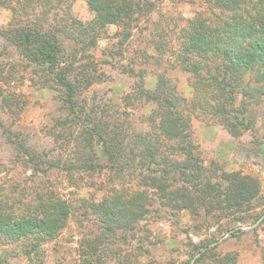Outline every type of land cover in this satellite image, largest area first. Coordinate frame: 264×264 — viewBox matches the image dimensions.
I'll list each match as a JSON object with an SVG mask.
<instances>
[{"label": "trees", "instance_id": "1", "mask_svg": "<svg viewBox=\"0 0 264 264\" xmlns=\"http://www.w3.org/2000/svg\"><path fill=\"white\" fill-rule=\"evenodd\" d=\"M85 1L95 16L83 24L66 15V0H9L13 3L8 6L11 21L6 29H0V37L34 70L42 89L55 94L60 110V116L47 129L53 149L37 151L24 142L11 140L16 148L14 162L28 166L34 174L55 171L74 176L104 171L128 182L119 189L106 191L110 195L98 203L81 202L84 214L94 215L102 230L101 241L88 244L91 257L105 251L108 239L118 238L117 231L133 230L148 214L147 206L152 205V198H157L161 207L186 209L192 215L203 209L204 217L211 215L214 207L230 216L248 209L259 191L257 180L231 173L226 175V186L211 181L212 176L194 153L189 107L169 88L162 75L154 89L147 90L138 83L121 103L82 97L102 76L88 52L96 44V35L105 26L116 25L121 28L120 34L123 30V39H127L140 19L156 10V0ZM205 2L210 14L208 24L200 14L188 22L182 53L176 56V61L196 79L201 77V70L207 69L209 86L216 89L219 100L224 97L218 111L236 136L237 122L229 114L238 85L249 71L255 84L264 83V0ZM63 36L75 43L70 51L63 47L60 39ZM210 55L215 56L214 61L221 60L215 64V73L209 71L215 63ZM16 77L12 71H0L7 88L16 83ZM254 91L264 94L262 86L257 85ZM2 93L4 107L15 111L17 98H11L14 92L6 89ZM143 102L152 104L153 109L145 117L146 130L138 131L131 122V111L136 109V103ZM96 146L102 149L105 166L97 162ZM67 149L64 159L62 155ZM43 159L46 168H41ZM36 191L50 195L39 196L30 211L19 212L18 216L12 213L14 217H10L0 206L3 234H13L14 240L27 239L33 234V239L49 240L66 225L75 206L50 188L44 193L38 188ZM208 246H204L205 251L193 264H235V255L219 253L218 244ZM38 247L39 244H30L24 247L25 253L31 254Z\"/></svg>", "mask_w": 264, "mask_h": 264}, {"label": "rangeland", "instance_id": "2", "mask_svg": "<svg viewBox=\"0 0 264 264\" xmlns=\"http://www.w3.org/2000/svg\"><path fill=\"white\" fill-rule=\"evenodd\" d=\"M10 2L0 0L1 30L11 21L8 6L13 3ZM66 6V15L76 22L85 24L94 19L85 0H66ZM207 7L205 0H156V10L141 18L127 39H123V30L120 34V27L105 26L96 35L94 48L88 51L102 76L82 93V97L121 103L138 83L147 90L154 89L157 78L162 75L169 88L189 107L194 153L212 176L211 181L226 186V175L231 173L257 180L259 191L250 207L240 209L233 216L214 207L211 215L204 217L203 209L198 215H192L186 209L176 211L161 207L157 198H152V205L147 206L148 214L133 230L117 231L118 238L108 239V248L91 257L88 244H98L102 230L94 215L84 214L81 202L98 203L110 195L106 191L119 189L128 182L104 171L74 176L55 171L34 174L28 166L14 162L16 148L12 141L24 142L37 151L53 149L47 129L52 126V120L60 116V110L55 94L42 89L43 84L33 74L34 70L0 37V71H12L18 79L7 88L0 78V206L10 217H14L12 213L30 211L39 196L50 195L36 194L37 188L42 193L49 188L57 191L75 206L66 225L49 240L33 239V233L30 238L14 240L13 234L2 233L0 225V264H189L199 250L222 237L218 252L235 255V264H264V219L250 228L264 213V94L254 91L257 85L264 88V83L255 84L250 71L244 74L229 114V118L237 122L236 136H233L224 115L218 111L224 97L219 100L216 89L209 86L207 69L201 70V77L196 79L179 60L176 61V56L182 53L188 22L200 14L208 24ZM59 11L62 12V7ZM64 37H60L63 47L70 51L75 43ZM214 57L210 55L211 61ZM214 62L210 73L216 72L215 66L221 60ZM6 89L14 92L11 98H17L15 111L3 105L5 92L2 90ZM136 104V109L131 111V122L135 129L144 131L145 117L153 105ZM95 152L97 162L105 166L102 149L96 146ZM67 153L68 149L62 155L64 159ZM45 160L41 168H46ZM238 226L243 228L228 234ZM30 244L40 247L27 254L24 247Z\"/></svg>", "mask_w": 264, "mask_h": 264}, {"label": "water", "instance_id": "3", "mask_svg": "<svg viewBox=\"0 0 264 264\" xmlns=\"http://www.w3.org/2000/svg\"><path fill=\"white\" fill-rule=\"evenodd\" d=\"M264 219V213L262 214V216L254 223L250 226V228H255L256 226L259 225V223ZM243 227L242 226H238L236 228H234L233 230H230L228 232V234H231L234 230H237V229H242ZM224 239V237L220 238L219 240H217L216 242H213L212 244H210L208 246V248H211L215 245H217L219 242H221L222 240ZM205 251V249L201 250V252L197 253L196 255L193 256V258L191 259V261L189 262V264H193L195 262V260L199 257V255Z\"/></svg>", "mask_w": 264, "mask_h": 264}]
</instances>
